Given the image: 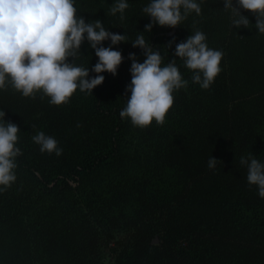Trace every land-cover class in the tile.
I'll list each match as a JSON object with an SVG mask.
<instances>
[{
    "label": "trees",
    "instance_id": "16d2710c",
    "mask_svg": "<svg viewBox=\"0 0 264 264\" xmlns=\"http://www.w3.org/2000/svg\"><path fill=\"white\" fill-rule=\"evenodd\" d=\"M128 3L121 20L110 12L113 0H75L86 22L99 19L127 37L112 46L123 56L117 74L101 73L93 93L77 89L67 103L53 105L40 93L0 91L5 119L20 128L22 153L16 181L0 193V264H34L32 247L38 264H97L103 249L114 264H264V198L240 164L242 156L264 160V34L255 15L241 10L250 24L237 29L222 0H200L201 14L148 33L142 9L149 0ZM196 29L223 52L208 89L192 82L174 54ZM140 32L163 64L176 60L189 81L173 92L163 125L144 128L120 116L130 96L129 53L145 59L131 43ZM80 51L74 63L96 76L95 50L84 41ZM39 131L55 137L61 155L40 151L32 140ZM147 218L157 223L140 244L130 235Z\"/></svg>",
    "mask_w": 264,
    "mask_h": 264
},
{
    "label": "clouds",
    "instance_id": "9594fccd",
    "mask_svg": "<svg viewBox=\"0 0 264 264\" xmlns=\"http://www.w3.org/2000/svg\"><path fill=\"white\" fill-rule=\"evenodd\" d=\"M224 9L232 14V25L248 28L250 20L241 10L255 15V27L264 34V0H222ZM75 0H0V91L8 86L24 97L47 96L49 103H67L73 93H93L102 84L105 76L101 73L117 74L123 56L113 45L126 42L125 34L113 33L106 29L99 19L86 22L77 15ZM129 7L128 0H113L112 15L120 14ZM150 23L144 32L150 33L154 25L174 28L195 12L201 14L200 0H149L142 9ZM132 41L145 56L143 62L135 53H129L131 81L126 86V106L120 116L130 119L133 126L144 128L152 124L163 125L166 114L173 105V92L188 85L176 64V60L163 64L160 50L149 45L142 33ZM84 41L95 50L98 58L91 71L89 67L74 63ZM110 41L105 47L103 42ZM206 34L196 29L184 41L175 46V56L191 72L193 83L208 89L221 71L219 65L223 56L221 50L210 48ZM170 46V45H169ZM73 58L69 62L68 58ZM0 109V193L16 181V158L21 155L17 146V124L5 119ZM40 151L61 155L63 149L53 136L43 131L32 137ZM218 160L211 156L209 169H214ZM240 164L247 168L246 180L255 185L260 198H264V160L254 155L240 158Z\"/></svg>",
    "mask_w": 264,
    "mask_h": 264
},
{
    "label": "rangeland",
    "instance_id": "374dc122",
    "mask_svg": "<svg viewBox=\"0 0 264 264\" xmlns=\"http://www.w3.org/2000/svg\"><path fill=\"white\" fill-rule=\"evenodd\" d=\"M9 121V120H8ZM12 122V121H11ZM43 122L47 125V126H51L48 125L50 123V120H48V118L46 116H44V120ZM14 123V122H13ZM35 123V122H34ZM155 221L154 219H144L141 221V225L139 227V229L137 230V232L132 233L130 236L133 237V239L140 243L145 240L148 236H150L152 230H153V226L155 225ZM157 223V221H156ZM151 243L153 245H158L160 244V239L157 236H151L150 237ZM37 250L32 247L31 248V255H30V259L32 261H34V264H38L37 261V257H36V252ZM97 264H114L113 260L111 259L109 253H107L106 251L104 252V249L99 253V257H98V261Z\"/></svg>",
    "mask_w": 264,
    "mask_h": 264
}]
</instances>
